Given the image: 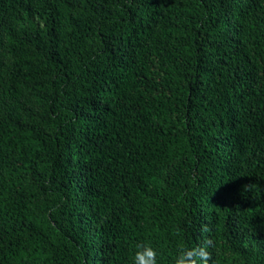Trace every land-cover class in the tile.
Listing matches in <instances>:
<instances>
[{
  "label": "trees",
  "instance_id": "trees-1",
  "mask_svg": "<svg viewBox=\"0 0 264 264\" xmlns=\"http://www.w3.org/2000/svg\"><path fill=\"white\" fill-rule=\"evenodd\" d=\"M264 264V0H0V264Z\"/></svg>",
  "mask_w": 264,
  "mask_h": 264
},
{
  "label": "clouds",
  "instance_id": "clouds-1",
  "mask_svg": "<svg viewBox=\"0 0 264 264\" xmlns=\"http://www.w3.org/2000/svg\"><path fill=\"white\" fill-rule=\"evenodd\" d=\"M133 264H156L155 250L150 246L140 248L135 254ZM177 264H195V261H188L184 256H181Z\"/></svg>",
  "mask_w": 264,
  "mask_h": 264
}]
</instances>
